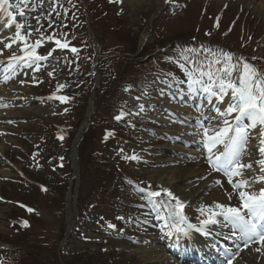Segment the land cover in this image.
I'll return each instance as SVG.
<instances>
[{"label":"rangeland","instance_id":"374dc122","mask_svg":"<svg viewBox=\"0 0 264 264\" xmlns=\"http://www.w3.org/2000/svg\"><path fill=\"white\" fill-rule=\"evenodd\" d=\"M25 1L10 0L16 10L8 9L16 23L26 21L20 11L34 19L27 22L28 31L20 30L25 37L20 47L39 40V55L53 53L48 64L61 66L49 72L47 61L34 64L32 88L22 92L15 114L0 122V264H149L142 257V247L149 245L144 238L157 232L141 215L153 207L149 193L158 190L146 185L149 176L154 170L165 176L164 161L175 156L181 166L203 161L191 180L189 174L178 175L194 188L220 173L196 148L175 152L181 142L161 137L155 129L163 127L138 115L134 98L163 94L158 74L189 85L186 73L192 72L193 79L209 83L206 73L215 78L224 53L231 55V64L247 63L264 76V18L239 0H60V6L58 0H34L37 6L29 10ZM228 23L236 26L227 36ZM56 40L68 47L59 48ZM96 82L95 109L76 151L79 175L72 179V143ZM226 187L231 199L225 205L232 207L241 206V191L256 193L251 187ZM69 190L75 223L66 237ZM160 192L158 202L168 200L172 208L175 200ZM215 203L206 202L201 192L192 198L197 209ZM186 216L197 226L196 219L206 218L197 211ZM222 228L217 224L207 237L211 244ZM246 250L239 246L234 257L261 261L263 255L255 258Z\"/></svg>","mask_w":264,"mask_h":264},{"label":"bare ground","instance_id":"6f19581e","mask_svg":"<svg viewBox=\"0 0 264 264\" xmlns=\"http://www.w3.org/2000/svg\"><path fill=\"white\" fill-rule=\"evenodd\" d=\"M20 1L22 2L23 0ZM239 2L240 4H243L244 8L254 12L257 11L259 15L264 18V0H239ZM35 4L36 2L34 0L25 1L27 10L30 9L29 6H37ZM251 6H253L252 9ZM11 8L14 11L16 10L13 5H11ZM197 16L198 14H194L195 18ZM21 17L26 18L25 22L22 21L19 23L24 25L21 31H28L29 25L27 22H32L34 19L28 14H25V17ZM8 19H10V17H8L5 13L0 12V61L3 62L0 63V122L7 119V115L15 114L16 107L22 103L20 101L22 92L29 91V89L32 88L34 79L38 72L36 69L37 66L34 64L28 68L24 66L20 68V66H17L14 74L11 71L7 73L5 72L7 64L12 63L9 57L13 50L16 51V55H24V46L20 47V40L17 39L16 43H12V39L17 31L15 28L16 20L13 25L9 26L7 24ZM39 22H41V20H39ZM228 25L231 24L228 23ZM228 31V35L233 33L234 27L230 26ZM8 43H12L11 48L3 47L4 44ZM263 43L264 38L262 40V44ZM36 53L38 54V52ZM60 66L61 64L59 63H56L55 65H47L49 72L58 70ZM5 75H8L9 79L5 80ZM157 86L161 88L163 94H157V97L154 96L153 98L151 97V99L143 96L134 98V102L137 107L136 111L141 117H145L147 120H152L156 122L157 125L160 124V126L163 127L160 130L155 129L159 132L161 137L170 139L171 142L173 141V144L176 142H181L176 144V148L174 149L175 152L184 151V147L187 146L192 147V149H198L200 155H202L201 150L206 149L205 155L208 154V148L203 137V128H208L209 134L211 135L213 129L218 130L219 128L224 127V120L227 119L228 115L225 116L222 115V113H224L228 107L230 95L224 96L223 100H220L217 97L209 96L202 90V87H198V85L193 86L195 90H190L189 86L181 85L178 83V81L176 82L174 80L165 81L159 79ZM213 90L216 89L214 88ZM181 91H183V95L179 94ZM141 105H143V111L140 110ZM221 117L223 119H220ZM227 120L229 123L231 122V125H233L232 122L235 119ZM241 123L247 125L250 123V121L245 118V120L241 121ZM201 125L203 127H201ZM0 130L4 131L1 126ZM248 131L250 133L248 146L245 154L241 155L239 159L241 164H251L252 168L242 169L241 171L243 174L241 176H233L231 179L232 183L234 184L247 181L248 186H242L240 189L252 187L254 192L259 193L260 189L264 187V182L260 180V177L264 175V173L260 171L261 165L259 163L260 160L264 159V156H262L259 152L260 141L257 138L260 131V126L257 125V128L248 129ZM3 150L4 148L0 144V151L2 152ZM224 151L225 148L223 144L217 145L216 148L213 149V152L216 155H220ZM195 152L196 150H192L190 153ZM73 154L75 177L77 178L78 154L74 151ZM156 158L158 157H151V159ZM172 158L173 159L169 158L168 160L164 161L166 166L162 170L165 171V176L159 175L158 172H161L160 170H154L155 173L153 172V174L149 176V181L145 182L146 185L150 183L151 186L156 187V190L158 189L157 192H160L161 189H167L173 193L175 197L184 203L183 214L185 216L191 212H200L198 211L200 208L197 209L192 204V198L195 196L196 192H201L206 202L211 203V201L213 202L215 200L220 204L225 205V202L229 197L230 190L228 187H226L227 185L225 183H223L220 188L213 189L216 181L220 180V178L217 177L218 175L215 176V178H206L203 181L198 182L196 185L198 188H194V186L188 184V181L187 183H183V179H178V175L181 177L183 174H189L188 178L190 180L192 177H196L197 172L202 170V166L204 165L202 160L195 161L191 167V165H179L181 159L176 156ZM227 181L229 182V177ZM149 200L150 202H158V200L161 199L160 197L157 199L151 197ZM69 204L67 215L68 222H70L71 218V205ZM147 210L148 211L146 213L143 212L141 215L142 219H147L150 221V223L155 221L156 230H160V232H166L167 230L164 227L166 225L164 222L165 220L157 218V210L153 207ZM169 211H172V208L168 204L167 208H163L162 217L166 216ZM187 218L190 223L194 224L191 216H187ZM217 220H221V217H217ZM195 221L199 222L200 220L196 219ZM209 230L211 233L214 230L213 226L210 225ZM228 231L231 232L233 230L229 229ZM167 234L168 235H150V237L144 238V240L147 241L149 245L142 247V252L144 253L142 257H144V259L147 260L149 264H218V260L215 261V259L219 257L217 255L219 246L214 248L209 246L207 241H205V239H203L201 236L200 232L192 230L190 236H184L182 233H177L174 229H172L170 232H167ZM220 235L224 236L223 233H220ZM160 243H163L164 246ZM257 248L260 250L257 251ZM246 249L250 256H254L255 258L263 255V257L260 258L261 261L257 262V264H264V245H262V243L260 245L255 244L249 249ZM176 250L181 253V255L178 257L174 255V253L177 252ZM225 254L226 251H223V255ZM204 258L207 260V262H201V260ZM251 263L252 262L250 259H238L237 257L233 264Z\"/></svg>","mask_w":264,"mask_h":264},{"label":"snow or ice","instance_id":"6c2138e0","mask_svg":"<svg viewBox=\"0 0 264 264\" xmlns=\"http://www.w3.org/2000/svg\"><path fill=\"white\" fill-rule=\"evenodd\" d=\"M11 7L10 0H0V12L5 13L10 19L7 20L9 26L15 23L16 17L8 9ZM16 7H19L18 5ZM20 15L23 16V11H20ZM24 25L15 23L17 29L15 36L12 39V43H16L17 39L24 41L25 37L21 35L20 30ZM49 40L52 37H48ZM12 43L4 44L3 47L11 48ZM41 41L37 40L34 45H28L25 43L24 55H16L15 52L10 55L9 59L12 63L7 64L5 72L11 71L13 74L16 71L17 66L31 67L38 61L47 59V56L38 55L36 48L40 45ZM59 48H67L66 43H61L59 40L55 41ZM71 51L76 52L75 48ZM48 55H51L49 53ZM224 66L222 69H217V75L213 78V73L209 71L206 73L209 83H203L201 80L193 79V73L187 72L189 78V89L195 90L193 85L201 84L202 90L209 96L217 97L223 100L224 96L231 97L228 107L222 115H229L233 112L238 113L235 117L238 124L233 126L227 119L224 120V127L212 130V134H209L208 128H203L204 142L208 148L209 156L208 163L213 166L214 170L224 171L229 177V183H232L233 176H241L242 169H251V164H241L240 156L245 154L248 142L250 139V133L248 129H255L257 125H260V131L257 138L260 141L259 152L264 156V76L258 74L256 69L251 65L244 63L242 67L240 65L231 64V55L224 53ZM0 63H3L0 61ZM215 63H220V60H216ZM235 73V76L233 75ZM51 75V73H49ZM201 75H204L202 73ZM5 80L9 79L8 75H5ZM216 90H213V89ZM60 100H65V97H57ZM140 110L143 111V105L140 106ZM219 111V109H218ZM247 118L250 123L244 125L239 123ZM117 120L121 119V116L116 117ZM201 127H203L201 125ZM233 133V134H230ZM223 144L225 151L220 155H216L213 149L217 145ZM133 156L131 159H136ZM261 168L260 171L264 173V159L259 161ZM260 180L264 182V175L260 177ZM219 183V181H217ZM242 186H248L247 181H242L238 184H233L234 188H240ZM166 193L171 200H175V205L172 206V211H169L166 216L160 215L161 208H167L168 202L165 201H153V208L157 210V218L164 219L165 223L169 224L170 230L174 229L177 233H182L184 236H190L191 231L195 230L205 236L210 235L209 226L220 224L221 227L231 226L235 231L238 230L240 239L245 241L254 240L258 238L264 245V223H257V221L264 222V187H262L259 193H248L241 191L239 193L241 206L232 207L220 203H215L213 207L201 206V216L206 218L200 220L199 226L192 224L188 221L187 216L183 214L184 203L173 195L167 189H161ZM151 197H159L161 192H150ZM231 199V194H229ZM218 210V211H217ZM217 217H222V220H217ZM257 251L260 249L257 248ZM230 264V261H229Z\"/></svg>","mask_w":264,"mask_h":264},{"label":"water","instance_id":"95a60500","mask_svg":"<svg viewBox=\"0 0 264 264\" xmlns=\"http://www.w3.org/2000/svg\"><path fill=\"white\" fill-rule=\"evenodd\" d=\"M91 113V112H90ZM90 113H89V115H90ZM87 124V122H85V125ZM81 135H82V133L80 134V135H78L76 138H75V140H74V144H73V147L75 148V146H76V144H77V140H79L80 139V137H81Z\"/></svg>","mask_w":264,"mask_h":264}]
</instances>
